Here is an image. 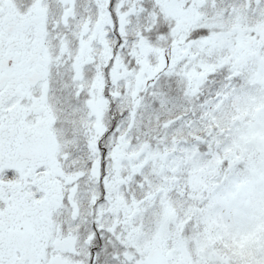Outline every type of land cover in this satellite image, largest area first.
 Instances as JSON below:
<instances>
[{
  "label": "snow or ice",
  "instance_id": "obj_1",
  "mask_svg": "<svg viewBox=\"0 0 264 264\" xmlns=\"http://www.w3.org/2000/svg\"><path fill=\"white\" fill-rule=\"evenodd\" d=\"M0 264H264V0H0Z\"/></svg>",
  "mask_w": 264,
  "mask_h": 264
}]
</instances>
